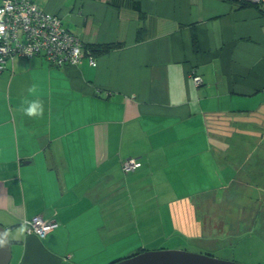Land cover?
I'll return each instance as SVG.
<instances>
[{"label":"crops","instance_id":"1","mask_svg":"<svg viewBox=\"0 0 264 264\" xmlns=\"http://www.w3.org/2000/svg\"><path fill=\"white\" fill-rule=\"evenodd\" d=\"M32 1L59 14L97 64L16 57L0 72L9 264H111L178 240L198 227L201 196L232 185L252 151L263 161L262 148L235 141L264 134V4ZM97 43L119 46L96 55L87 45ZM37 98L43 116L24 115ZM130 157L142 165L126 171ZM36 215L59 225L28 232Z\"/></svg>","mask_w":264,"mask_h":264},{"label":"rangeland","instance_id":"2","mask_svg":"<svg viewBox=\"0 0 264 264\" xmlns=\"http://www.w3.org/2000/svg\"><path fill=\"white\" fill-rule=\"evenodd\" d=\"M261 125L260 132H264V121ZM260 140L257 134L236 138L235 144L264 151V134ZM256 156L254 151L247 154L246 170L239 171L232 185L206 193L194 204L197 228L185 226L184 234L174 236L178 240L150 249H184L244 264H264V153L260 164Z\"/></svg>","mask_w":264,"mask_h":264},{"label":"built area","instance_id":"3","mask_svg":"<svg viewBox=\"0 0 264 264\" xmlns=\"http://www.w3.org/2000/svg\"><path fill=\"white\" fill-rule=\"evenodd\" d=\"M261 2L262 0H251ZM0 72L9 60L16 57L33 58L43 55L50 63L60 66L79 65L88 56L90 63L97 64L96 57L87 55L84 41L69 31L59 14L47 11L32 0H1L0 3ZM197 84L202 83L200 75H194ZM142 165L136 157L123 163L126 171ZM28 232L46 236L59 222L46 220L41 215L25 219Z\"/></svg>","mask_w":264,"mask_h":264},{"label":"water","instance_id":"4","mask_svg":"<svg viewBox=\"0 0 264 264\" xmlns=\"http://www.w3.org/2000/svg\"><path fill=\"white\" fill-rule=\"evenodd\" d=\"M12 246L9 231L0 223V264H9ZM111 264H244L184 249H146Z\"/></svg>","mask_w":264,"mask_h":264},{"label":"trees","instance_id":"5","mask_svg":"<svg viewBox=\"0 0 264 264\" xmlns=\"http://www.w3.org/2000/svg\"><path fill=\"white\" fill-rule=\"evenodd\" d=\"M231 1L233 3H236L237 5H239V7L254 6L256 8H259L260 10H263L264 0H262L261 2H254V1H251V0H231ZM63 24H64V21H63ZM64 26L66 27L65 24H64ZM194 40L196 41V37L195 36H194ZM118 46H119V44H117V43H97V44L87 45V47L90 48L93 51V53L96 54V55L109 52V51L113 50L114 48H116ZM37 56H43V55H37ZM37 56H35V57H37ZM35 57H33V58H35ZM26 59H32V58H26ZM58 66H60V65H58Z\"/></svg>","mask_w":264,"mask_h":264},{"label":"clouds","instance_id":"6","mask_svg":"<svg viewBox=\"0 0 264 264\" xmlns=\"http://www.w3.org/2000/svg\"><path fill=\"white\" fill-rule=\"evenodd\" d=\"M3 32V28L0 27V33ZM34 91L30 89V92ZM26 107H23L21 110L23 111L24 115L28 117H42L44 114V103L41 99H26L24 101Z\"/></svg>","mask_w":264,"mask_h":264}]
</instances>
